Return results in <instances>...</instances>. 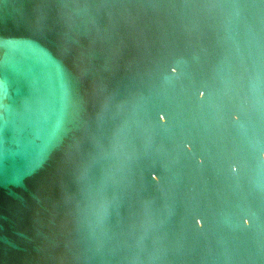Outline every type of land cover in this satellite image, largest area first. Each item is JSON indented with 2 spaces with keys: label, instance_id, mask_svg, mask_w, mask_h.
Here are the masks:
<instances>
[{
  "label": "water",
  "instance_id": "95a60500",
  "mask_svg": "<svg viewBox=\"0 0 264 264\" xmlns=\"http://www.w3.org/2000/svg\"><path fill=\"white\" fill-rule=\"evenodd\" d=\"M0 264H264V0H0Z\"/></svg>",
  "mask_w": 264,
  "mask_h": 264
}]
</instances>
